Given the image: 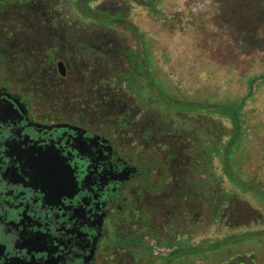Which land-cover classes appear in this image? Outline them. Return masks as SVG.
Wrapping results in <instances>:
<instances>
[{
  "label": "flooded vegetation",
  "instance_id": "obj_1",
  "mask_svg": "<svg viewBox=\"0 0 264 264\" xmlns=\"http://www.w3.org/2000/svg\"><path fill=\"white\" fill-rule=\"evenodd\" d=\"M30 9L0 0V19ZM20 29L0 21V264H148L149 237L179 238L198 195L195 122L172 116L207 106L167 89L138 31L125 28L133 68L118 85L116 38Z\"/></svg>",
  "mask_w": 264,
  "mask_h": 264
},
{
  "label": "rangeland",
  "instance_id": "obj_2",
  "mask_svg": "<svg viewBox=\"0 0 264 264\" xmlns=\"http://www.w3.org/2000/svg\"><path fill=\"white\" fill-rule=\"evenodd\" d=\"M19 1L31 7L29 13H7L0 21L16 23L30 41L43 37L45 31L32 30L41 21L50 22L53 33L69 27L70 37L116 38V55L108 59L120 76L118 85L131 80L123 73L133 68V57L122 44L133 37L122 26L130 23L149 38L167 89L207 106L172 116L195 122L198 195L181 205L179 238L149 237L148 264H264V236L198 255L173 258L170 252L264 232V198L225 174L229 164L237 179L264 190V0H96L91 4L100 11L95 18L78 11V0ZM181 90L185 94L176 93ZM227 108L240 109L241 119L240 141L230 155L235 126Z\"/></svg>",
  "mask_w": 264,
  "mask_h": 264
},
{
  "label": "trees",
  "instance_id": "obj_3",
  "mask_svg": "<svg viewBox=\"0 0 264 264\" xmlns=\"http://www.w3.org/2000/svg\"><path fill=\"white\" fill-rule=\"evenodd\" d=\"M96 0H78L76 2V7L78 9V11L85 17V18H95L96 14H100V11L97 9H94L91 4L94 3ZM106 20V19H105ZM107 20L110 22H115L117 23V21H115V19H112V17L110 15H107ZM123 27H125L127 30L131 31L134 35H137V30L130 25V23H124L122 24ZM252 96V89L249 93V95L247 96V98H250ZM245 99L242 103V105L244 104ZM239 110L240 109H234V108H227L225 109V111L229 114L231 120L234 123L235 126V133H234V137L231 141L230 147L228 148V155L232 154V148L233 146L240 141V133H241V119H240V115H239ZM225 174L227 175L228 179L231 182H236L239 183L240 186H242L244 189H250L252 191H254L256 194H258L259 196H261L262 198H264V190L258 188L257 186H253V185H248L247 183L237 179L236 174L232 171L231 167L229 164H227L226 169H225ZM264 236V232L262 233H247L243 236H239V237H235L233 239H228L226 238L224 241L220 242V243H216V244H212L209 248H189V249H182L181 250V255H198L201 253H206V252H214V251H218L221 248H224L225 246L231 244V243H237V242H242L245 240H250L252 238L255 237H261Z\"/></svg>",
  "mask_w": 264,
  "mask_h": 264
}]
</instances>
